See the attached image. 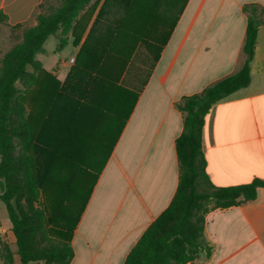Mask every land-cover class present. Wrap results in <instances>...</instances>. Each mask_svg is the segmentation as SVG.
I'll list each match as a JSON object with an SVG mask.
<instances>
[{"label": "crops", "instance_id": "crops-1", "mask_svg": "<svg viewBox=\"0 0 264 264\" xmlns=\"http://www.w3.org/2000/svg\"><path fill=\"white\" fill-rule=\"evenodd\" d=\"M45 1L0 0V59L22 41L24 29L36 26L38 9ZM48 1L57 6L59 0ZM104 2L93 0L80 12L68 45L58 51L51 69L37 55L44 70L33 90L23 95L25 103L26 96L33 94L36 108L52 77L61 85L65 82ZM121 3L112 0L108 17L115 14L114 20L122 24L126 15L121 13L138 10L140 5L137 0ZM177 3L155 2V14L142 24V40L150 39L138 43L130 71L98 69V75L113 77L127 116L118 130L115 124L120 121L115 116L100 120L101 137L112 136L111 154L74 230L70 264H124L145 231L170 206L180 178L176 140L184 127L177 104L242 68L247 28L243 7L256 3L264 8V0ZM171 13L176 16L169 26ZM174 24L171 34H164ZM144 44L143 55L139 50ZM68 48L69 58L62 59ZM203 153L206 172L217 188L264 181V24L251 63V83L213 106L205 118ZM8 222L0 201V239L15 245ZM204 236L211 254L189 264H264V188L257 190L254 201L210 211ZM14 263L20 264L17 256Z\"/></svg>", "mask_w": 264, "mask_h": 264}, {"label": "trees", "instance_id": "trees-1", "mask_svg": "<svg viewBox=\"0 0 264 264\" xmlns=\"http://www.w3.org/2000/svg\"><path fill=\"white\" fill-rule=\"evenodd\" d=\"M92 1L59 0L53 6L46 0L38 9L36 26L24 29L22 41L0 59V201L6 207L16 246L12 251L0 239L2 264H15V256L20 264L71 263L72 236L100 175L90 194L83 197L80 189L87 175L82 164L91 161L90 152L101 145V118L127 116L113 77L97 72L121 68L131 60L142 41V24L155 14L157 0H137L140 9L121 13L126 15L122 24L114 20L115 14L108 17L112 0H105L65 82L61 85L52 77L48 93L33 113L23 99L44 70L36 57L44 52L45 42L57 37L56 50L62 51L75 20ZM125 1L128 3L120 0L121 4ZM243 12L247 16L243 66L177 104L184 116L183 132L176 140L180 166L177 192L124 264H189L202 254L209 256L212 248L204 236L206 215L254 201L257 190L264 188L259 179L241 186L215 187L206 172L203 153L205 118L213 106L251 83L264 8L247 4ZM74 45H79L78 39ZM82 198L83 205L73 220ZM23 199L30 205L29 214L21 208ZM38 239L52 243L51 248L36 247Z\"/></svg>", "mask_w": 264, "mask_h": 264}, {"label": "rangeland", "instance_id": "rangeland-1", "mask_svg": "<svg viewBox=\"0 0 264 264\" xmlns=\"http://www.w3.org/2000/svg\"><path fill=\"white\" fill-rule=\"evenodd\" d=\"M182 3H183V0H178V3L177 5L178 6H182ZM175 16L176 14L175 13H171L169 16H168V24L167 25H172L174 19H175ZM175 22V21H174ZM169 26H167L165 29H164V34H167L170 32V29ZM156 29H154L155 31ZM153 31V32H154ZM150 38H147V40H142L143 42L145 41H149ZM59 43V40L57 37H51L46 43H45V46H44V52L40 55H38V59L43 61L46 68L47 69H51V66L52 64H54L56 58L58 56H60L58 53V51L56 50V46L58 45ZM155 49H157V46L154 45ZM147 46L146 44L144 45H140V50H139V53L141 54H145V50H146ZM70 48H68L64 54H61V58H69V54L71 53L70 52ZM156 52L153 54L155 56ZM130 61L126 62L125 65L123 67H125L126 70L130 71L131 70V67L133 66V63H130ZM32 95H29V96H26V103H27V106L29 108V111L31 113L34 112L35 110V104L32 100ZM124 116H121L119 117V121L120 122H117L115 124V129L118 130V128L120 127V125H123V122L125 121ZM121 123V124H120ZM99 141L101 143L100 147L96 148L95 150H93L92 152H90V156H91V161H85L83 162V168H82V171L86 173L87 175V178L86 180L84 181L83 183V186L82 188L80 189V193L83 195V197L85 196H88L92 190V187H93V184L95 183L96 181V178L98 177V174L101 173L105 163L107 162L108 158H109V155L111 154V149H112V144H113V140H112V136H110L109 138H101L99 137ZM43 203L45 204L46 203V196L44 195L43 197ZM83 202H84V198H82L79 202V205L77 207V209H75V212L73 213L74 215H72V219L73 220H76L77 218V210H79L81 208V206L83 205ZM36 207V205H34ZM21 208L23 210V212H25L26 214H29L30 213V205L26 202L25 199L21 200ZM10 224V222H8ZM71 226V225H69ZM3 243H6L10 246L11 250L15 251L16 250V246L15 245H11L9 243V241L7 240H3ZM51 244L52 243H49L47 241H42L40 239L37 240V244H36V247L38 248H51ZM31 264H44L43 262H40V263H31ZM49 264H57V263H49Z\"/></svg>", "mask_w": 264, "mask_h": 264}, {"label": "built area", "instance_id": "built-area-1", "mask_svg": "<svg viewBox=\"0 0 264 264\" xmlns=\"http://www.w3.org/2000/svg\"><path fill=\"white\" fill-rule=\"evenodd\" d=\"M73 61V60H72Z\"/></svg>", "mask_w": 264, "mask_h": 264}]
</instances>
